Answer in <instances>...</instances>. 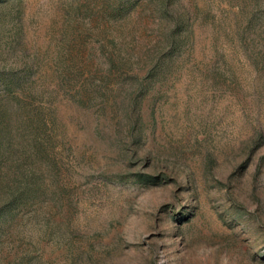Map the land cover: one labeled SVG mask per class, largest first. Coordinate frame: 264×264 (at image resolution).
Listing matches in <instances>:
<instances>
[{
	"label": "rangeland",
	"instance_id": "obj_1",
	"mask_svg": "<svg viewBox=\"0 0 264 264\" xmlns=\"http://www.w3.org/2000/svg\"><path fill=\"white\" fill-rule=\"evenodd\" d=\"M0 264H264V0H0Z\"/></svg>",
	"mask_w": 264,
	"mask_h": 264
}]
</instances>
